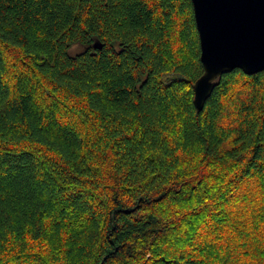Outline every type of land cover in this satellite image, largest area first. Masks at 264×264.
I'll return each mask as SVG.
<instances>
[{
    "label": "trees",
    "instance_id": "16d2710c",
    "mask_svg": "<svg viewBox=\"0 0 264 264\" xmlns=\"http://www.w3.org/2000/svg\"><path fill=\"white\" fill-rule=\"evenodd\" d=\"M202 72L191 0H0V264H264V70Z\"/></svg>",
    "mask_w": 264,
    "mask_h": 264
},
{
    "label": "water",
    "instance_id": "95a60500",
    "mask_svg": "<svg viewBox=\"0 0 264 264\" xmlns=\"http://www.w3.org/2000/svg\"><path fill=\"white\" fill-rule=\"evenodd\" d=\"M191 2L203 65L193 84V103L201 110L219 76L235 68L248 75L264 70V0Z\"/></svg>",
    "mask_w": 264,
    "mask_h": 264
},
{
    "label": "rangeland",
    "instance_id": "374dc122",
    "mask_svg": "<svg viewBox=\"0 0 264 264\" xmlns=\"http://www.w3.org/2000/svg\"><path fill=\"white\" fill-rule=\"evenodd\" d=\"M74 51H77L76 49H74Z\"/></svg>",
    "mask_w": 264,
    "mask_h": 264
}]
</instances>
